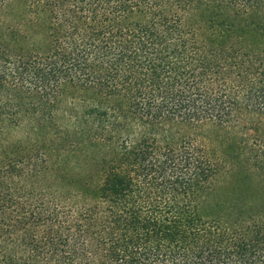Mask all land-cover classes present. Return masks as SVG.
<instances>
[{
	"label": "trees",
	"instance_id": "16d2710c",
	"mask_svg": "<svg viewBox=\"0 0 264 264\" xmlns=\"http://www.w3.org/2000/svg\"><path fill=\"white\" fill-rule=\"evenodd\" d=\"M0 264H264V0H0Z\"/></svg>",
	"mask_w": 264,
	"mask_h": 264
},
{
	"label": "rangeland",
	"instance_id": "374dc122",
	"mask_svg": "<svg viewBox=\"0 0 264 264\" xmlns=\"http://www.w3.org/2000/svg\"><path fill=\"white\" fill-rule=\"evenodd\" d=\"M236 120L239 122L240 126L238 128V134L244 137H250L254 134V129L252 125L249 124L246 119L242 116H238Z\"/></svg>",
	"mask_w": 264,
	"mask_h": 264
}]
</instances>
